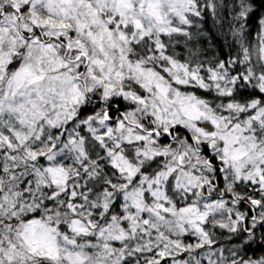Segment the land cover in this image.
Segmentation results:
<instances>
[{"label": "snow or ice", "instance_id": "snow-or-ice-1", "mask_svg": "<svg viewBox=\"0 0 264 264\" xmlns=\"http://www.w3.org/2000/svg\"><path fill=\"white\" fill-rule=\"evenodd\" d=\"M0 264H264V0H0Z\"/></svg>", "mask_w": 264, "mask_h": 264}, {"label": "trees", "instance_id": "trees-1", "mask_svg": "<svg viewBox=\"0 0 264 264\" xmlns=\"http://www.w3.org/2000/svg\"><path fill=\"white\" fill-rule=\"evenodd\" d=\"M201 26H203V25H201ZM208 43L211 44V41L209 40ZM206 46H207V45H206ZM222 46L224 47V52H225V54H226L227 51H228V49H227V47L225 46V43H224L223 39L221 38V43H220V45H214V46H213V50H214V52H215L216 55H220V47H222Z\"/></svg>", "mask_w": 264, "mask_h": 264}]
</instances>
